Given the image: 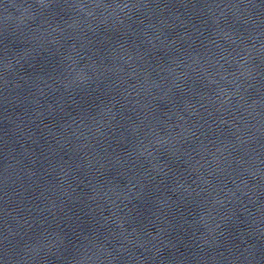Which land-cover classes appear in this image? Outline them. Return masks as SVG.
Here are the masks:
<instances>
[{
  "label": "water",
  "instance_id": "water-1",
  "mask_svg": "<svg viewBox=\"0 0 264 264\" xmlns=\"http://www.w3.org/2000/svg\"><path fill=\"white\" fill-rule=\"evenodd\" d=\"M0 264H264V0H0Z\"/></svg>",
  "mask_w": 264,
  "mask_h": 264
}]
</instances>
